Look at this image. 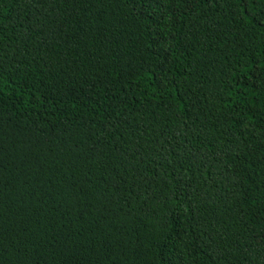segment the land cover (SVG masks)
<instances>
[{"label":"trees","instance_id":"1","mask_svg":"<svg viewBox=\"0 0 264 264\" xmlns=\"http://www.w3.org/2000/svg\"><path fill=\"white\" fill-rule=\"evenodd\" d=\"M0 264H264V0H0Z\"/></svg>","mask_w":264,"mask_h":264}]
</instances>
